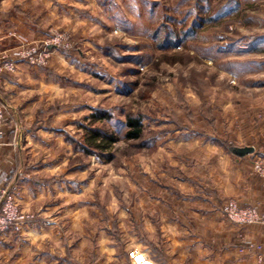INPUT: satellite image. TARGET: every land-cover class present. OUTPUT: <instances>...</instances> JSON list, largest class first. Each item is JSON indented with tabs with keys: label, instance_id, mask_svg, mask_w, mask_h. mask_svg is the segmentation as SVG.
<instances>
[{
	"label": "rangeland",
	"instance_id": "374dc122",
	"mask_svg": "<svg viewBox=\"0 0 264 264\" xmlns=\"http://www.w3.org/2000/svg\"><path fill=\"white\" fill-rule=\"evenodd\" d=\"M69 1L42 39L0 56V75L29 89L26 109L0 104L29 133L4 187L19 222L0 230V264H139L141 242L167 261L158 215H185L179 182L216 180L219 152L251 144V122L264 134V0ZM95 126L117 137L112 159L85 150Z\"/></svg>",
	"mask_w": 264,
	"mask_h": 264
},
{
	"label": "crops",
	"instance_id": "0c3cea01",
	"mask_svg": "<svg viewBox=\"0 0 264 264\" xmlns=\"http://www.w3.org/2000/svg\"><path fill=\"white\" fill-rule=\"evenodd\" d=\"M69 2L74 3L73 0ZM66 11L67 0H0V56L14 45L42 39L49 14L57 12L58 16L64 17ZM10 31L14 33L13 36H9ZM24 72L19 77L24 80L26 76L28 80V72ZM19 85L16 78L0 75V89L4 93V96L0 95V104L10 106L15 113L19 104L24 109L27 107V101L21 103L18 95L29 89ZM10 115L0 125V189L7 187L8 181L11 188L13 174L15 171L21 172L18 164L22 152L19 151V143L23 133L26 139L29 138L27 129L23 131L22 125L19 126V121L23 120ZM248 126L252 141L243 147L251 146L253 152L244 156L234 151L219 152L216 166L219 172L224 170V173L215 175L216 180H206L205 174L193 184L179 182L182 188L187 189L182 203L185 215H158L162 223L160 233H169V247L166 244L163 246L168 260L165 263L154 261L155 257L152 258L151 254L155 255V252L148 248L146 242H141V249L137 253L139 264H264V225L240 226L232 223L225 217L222 207L228 198H236L242 204L257 206L264 212V186L252 170L254 157H264V134L261 142L252 122ZM200 140V137L189 139L191 142L197 141L195 144L202 150L209 149L210 143ZM214 167L207 165L202 172L210 173ZM199 168H195L196 172ZM25 181L28 183L29 180L26 178ZM210 188L213 190L209 192ZM15 211L18 212L17 207ZM143 217L152 219L149 215ZM241 236L248 239L253 247L248 246V249L241 251L245 248ZM260 245L261 249L258 248Z\"/></svg>",
	"mask_w": 264,
	"mask_h": 264
},
{
	"label": "built area",
	"instance_id": "2783aa9c",
	"mask_svg": "<svg viewBox=\"0 0 264 264\" xmlns=\"http://www.w3.org/2000/svg\"><path fill=\"white\" fill-rule=\"evenodd\" d=\"M33 50L35 51V49H29L27 53H30ZM20 55L23 57L26 54ZM6 116V110L0 106V125L4 122ZM1 136L2 133H0V137ZM254 169L262 177V185L264 186V160L257 159L254 164ZM1 204H3V207L2 215H0V230H5L9 227L17 225L19 222V216L13 213V196L7 188L0 189V205ZM224 213L232 221L242 226L257 223L264 225L263 211H261L257 206L245 205L235 199H232L226 203L224 207ZM249 245L253 247L251 242Z\"/></svg>",
	"mask_w": 264,
	"mask_h": 264
},
{
	"label": "trees",
	"instance_id": "16d2710c",
	"mask_svg": "<svg viewBox=\"0 0 264 264\" xmlns=\"http://www.w3.org/2000/svg\"><path fill=\"white\" fill-rule=\"evenodd\" d=\"M109 116L110 115L107 112H100L92 116V121L97 122L100 119H105ZM127 125L129 127V130L127 132V138L139 139L142 137L144 131V124L142 123L141 117L129 116L127 120ZM116 141L117 137L114 134H111L100 126L86 127L85 150L87 151H109V155L107 158L112 159L113 153L110 150L113 149V146ZM235 148H233L232 150H234Z\"/></svg>",
	"mask_w": 264,
	"mask_h": 264
},
{
	"label": "water",
	"instance_id": "95a60500",
	"mask_svg": "<svg viewBox=\"0 0 264 264\" xmlns=\"http://www.w3.org/2000/svg\"><path fill=\"white\" fill-rule=\"evenodd\" d=\"M233 151L239 156H244L247 153L253 152L254 148L251 146H246V147L235 148Z\"/></svg>",
	"mask_w": 264,
	"mask_h": 264
}]
</instances>
